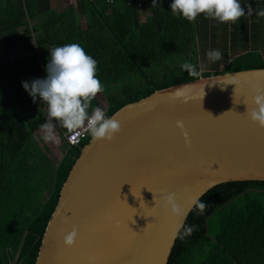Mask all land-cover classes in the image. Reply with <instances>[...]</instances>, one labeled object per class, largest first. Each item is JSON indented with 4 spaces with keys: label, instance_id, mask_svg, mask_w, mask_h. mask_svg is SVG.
Instances as JSON below:
<instances>
[{
    "label": "trees",
    "instance_id": "16d2710c",
    "mask_svg": "<svg viewBox=\"0 0 264 264\" xmlns=\"http://www.w3.org/2000/svg\"><path fill=\"white\" fill-rule=\"evenodd\" d=\"M172 2L157 0L152 7L148 0L151 14L143 23L137 6L123 2L79 0L77 17L72 7V15L70 9L57 12L51 0H0V264H36L63 185L91 140L70 146L65 130L57 127L62 157L56 159L39 136L47 105L39 98L34 102L22 82L44 72L47 78L54 47L78 43L97 61L106 117L156 91L199 79L181 64L192 63L199 71L200 46L222 54L202 77L264 69V17L255 14L264 9L259 0H239L245 16L226 24L204 16L190 23L172 13ZM38 20L45 28L33 41L30 26ZM11 56L15 59L8 61ZM220 65L225 67L219 70ZM97 106L98 97L92 101ZM200 202L206 205L203 214L194 207L185 224L195 231L181 238V230L168 264H264V181L222 184ZM214 215L219 229L211 235Z\"/></svg>",
    "mask_w": 264,
    "mask_h": 264
},
{
    "label": "water",
    "instance_id": "95a60500",
    "mask_svg": "<svg viewBox=\"0 0 264 264\" xmlns=\"http://www.w3.org/2000/svg\"><path fill=\"white\" fill-rule=\"evenodd\" d=\"M256 89L264 69L201 77L118 110L121 132L111 143L90 140L72 167L36 264H168L183 227L164 196L176 194L185 225L213 188L264 181V129L247 114ZM74 226L79 239L66 249Z\"/></svg>",
    "mask_w": 264,
    "mask_h": 264
},
{
    "label": "clouds",
    "instance_id": "9594fccd",
    "mask_svg": "<svg viewBox=\"0 0 264 264\" xmlns=\"http://www.w3.org/2000/svg\"><path fill=\"white\" fill-rule=\"evenodd\" d=\"M156 4L157 0H152V7H155ZM170 8L174 15L182 17L190 23H194L199 16L214 19L221 24L236 23L245 16V9L239 0H173ZM253 11L249 6L247 15L251 16ZM255 14L264 17V9L257 10ZM49 52V63L46 66L47 78L36 79L31 83L22 82L34 102L39 98L47 105V120L40 125L43 141L59 143L55 134V129L59 127L65 130V136L70 143L74 142L81 132H86L92 142L111 143L121 132V123L118 120V115L106 117L101 107H92V101L105 90L97 78V61L87 54L78 43L54 47ZM207 58L215 63L222 59V54L219 50H209ZM181 68L186 70L191 77H202L203 69L198 71L192 63L185 62L181 64ZM182 94V89H177L172 99H177ZM253 105L248 107L247 114L254 124L264 129V89L255 90ZM177 127L184 130L183 122L177 121ZM184 136L188 142L187 131H184ZM148 191L152 192L149 189ZM193 204L198 210L197 214H203L206 205L198 198L193 201ZM163 207L171 215L181 218V223L176 226L177 232L179 228H184L181 238L191 235L195 231V226L183 224V217L187 213L177 203L175 193L164 196ZM78 239L79 230L74 226L72 231L64 236V247L66 249L75 247Z\"/></svg>",
    "mask_w": 264,
    "mask_h": 264
},
{
    "label": "rangeland",
    "instance_id": "374dc122",
    "mask_svg": "<svg viewBox=\"0 0 264 264\" xmlns=\"http://www.w3.org/2000/svg\"><path fill=\"white\" fill-rule=\"evenodd\" d=\"M58 2H60L61 5L55 4V3L53 5L51 4L52 8L57 10V12L63 13V12H65V10L67 11V9L68 10L70 9V12L72 15V11H71V7H72L74 9L73 15L78 17V13L76 12L77 6L75 5L74 0H58ZM259 2L261 4V6L264 7V0H259ZM60 16H61L60 17V20H61V19L66 17V13H64ZM81 23L83 26H85V20L84 19L81 20ZM44 28H45V23L43 24V22L41 20H38L36 22H32L31 26H30V35H31L30 38L34 41L35 38L39 35V33L41 31H43ZM263 39H264V37H263ZM205 50L202 46H200V49H199L200 58H201L200 64L202 66L203 71L211 70L214 68L213 67L214 64L211 63V61H209L207 58V52L209 50H212V49L209 48V46H208V47H205ZM263 53H264V49H263ZM13 59H15V56H11L10 58H8V61H12ZM224 67H225V65H220L218 67V69L222 70ZM97 97L100 100L101 107L107 108L108 103H107L106 97L102 93H99L97 95ZM54 123H55V121H54ZM55 134L59 139V143H56V142H46V143L50 146L51 150L54 152L56 159H60L62 157V139L57 132V128L55 129ZM42 135H43V133L41 132L39 134V136L42 138ZM218 229H219V225L217 223V215H214L209 219V232L211 235H215L217 233Z\"/></svg>",
    "mask_w": 264,
    "mask_h": 264
},
{
    "label": "built area",
    "instance_id": "2783aa9c",
    "mask_svg": "<svg viewBox=\"0 0 264 264\" xmlns=\"http://www.w3.org/2000/svg\"><path fill=\"white\" fill-rule=\"evenodd\" d=\"M79 0H74L75 5L77 6ZM91 3H99V2H105L109 5H115L119 2L125 3L127 6H133L136 5L139 10H142L145 6V4L148 2V0H86ZM40 79H46L45 72L41 74ZM102 108V107H101ZM108 108V107H107ZM107 108H102L106 114ZM90 137L86 132H81L80 135H78L74 142L70 143L69 140L66 138L68 144L73 147H80L82 143Z\"/></svg>",
    "mask_w": 264,
    "mask_h": 264
},
{
    "label": "crops",
    "instance_id": "0c3cea01",
    "mask_svg": "<svg viewBox=\"0 0 264 264\" xmlns=\"http://www.w3.org/2000/svg\"><path fill=\"white\" fill-rule=\"evenodd\" d=\"M54 3L61 5L60 2H58V0H51V4L53 5ZM150 14H151L150 13V5L148 3H146L144 8L142 10H140V21L143 23L146 22L147 17L150 16ZM207 41H208V39H207Z\"/></svg>",
    "mask_w": 264,
    "mask_h": 264
}]
</instances>
